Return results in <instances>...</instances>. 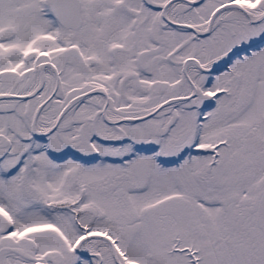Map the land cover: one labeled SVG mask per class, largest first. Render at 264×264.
<instances>
[{
    "label": "snow or ice",
    "instance_id": "snow-or-ice-1",
    "mask_svg": "<svg viewBox=\"0 0 264 264\" xmlns=\"http://www.w3.org/2000/svg\"><path fill=\"white\" fill-rule=\"evenodd\" d=\"M0 264H264V0H0Z\"/></svg>",
    "mask_w": 264,
    "mask_h": 264
}]
</instances>
